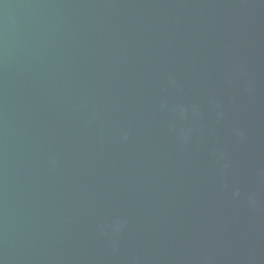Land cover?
Segmentation results:
<instances>
[{"label": "water", "instance_id": "water-1", "mask_svg": "<svg viewBox=\"0 0 264 264\" xmlns=\"http://www.w3.org/2000/svg\"><path fill=\"white\" fill-rule=\"evenodd\" d=\"M0 264H264V0H0Z\"/></svg>", "mask_w": 264, "mask_h": 264}]
</instances>
